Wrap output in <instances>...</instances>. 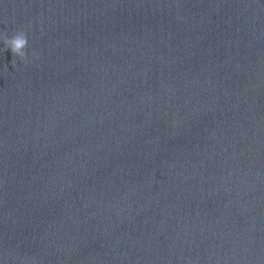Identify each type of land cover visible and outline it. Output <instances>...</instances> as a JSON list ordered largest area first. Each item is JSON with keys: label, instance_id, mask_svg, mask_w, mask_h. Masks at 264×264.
Segmentation results:
<instances>
[{"label": "water", "instance_id": "1", "mask_svg": "<svg viewBox=\"0 0 264 264\" xmlns=\"http://www.w3.org/2000/svg\"><path fill=\"white\" fill-rule=\"evenodd\" d=\"M21 31L0 264H264V0H0Z\"/></svg>", "mask_w": 264, "mask_h": 264}, {"label": "clouds", "instance_id": "2", "mask_svg": "<svg viewBox=\"0 0 264 264\" xmlns=\"http://www.w3.org/2000/svg\"><path fill=\"white\" fill-rule=\"evenodd\" d=\"M0 40L3 41L6 49H11L13 57H18L21 61L27 60L28 37L24 31L18 32L11 37H8L6 33L0 34ZM35 59H39L38 54H33ZM12 64H15V60H12Z\"/></svg>", "mask_w": 264, "mask_h": 264}]
</instances>
